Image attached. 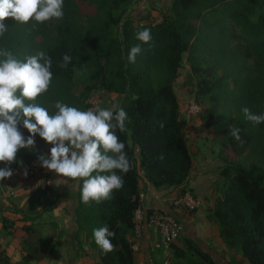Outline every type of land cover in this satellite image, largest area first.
Here are the masks:
<instances>
[{"label": "trees", "instance_id": "1", "mask_svg": "<svg viewBox=\"0 0 264 264\" xmlns=\"http://www.w3.org/2000/svg\"><path fill=\"white\" fill-rule=\"evenodd\" d=\"M131 6L132 0H64V16L53 29L49 22L33 27L34 21L26 25L13 18L3 21L8 30L0 37V49L7 48L22 61L38 51L52 59V84L35 103L50 114L57 101L87 110L91 94L102 90L117 94L128 114L126 132L117 134L132 167L123 174L124 185L111 200L83 204L81 181L79 231L86 232L99 264H135L131 237L141 204L139 169L155 188L186 193L194 163L174 85L187 55L196 78V96L209 98L215 132L226 136L220 195L209 219L218 225L228 248L239 250L249 264H264V123L248 121L241 111L247 107L255 114L264 112V0H173L169 14L159 23L149 16L132 17L128 14ZM82 18L87 27L77 24ZM145 28L150 29L152 40L141 44L145 52L135 63H128L129 50L141 43L136 34ZM237 42L245 51L234 45ZM66 53L72 62L64 69L58 65ZM205 53L211 59L207 68L203 67ZM79 65L90 70L89 83L82 89L75 80ZM218 68L222 74L217 76ZM230 126L240 128L242 143L229 135ZM18 128L25 137L30 135L22 121ZM35 142L49 145L39 135ZM230 155L243 162L229 159ZM32 157L26 150L18 153L23 166ZM5 166L0 162V168ZM11 167L21 168L18 163ZM105 224L115 232V249L107 253L93 238V229ZM22 231L27 250L24 262L42 261L56 252V246L47 243L37 228L25 225ZM186 244V250L177 251V259L187 258V264H217L198 245Z\"/></svg>", "mask_w": 264, "mask_h": 264}, {"label": "clouds", "instance_id": "2", "mask_svg": "<svg viewBox=\"0 0 264 264\" xmlns=\"http://www.w3.org/2000/svg\"><path fill=\"white\" fill-rule=\"evenodd\" d=\"M64 0H0V37L8 28L3 21L13 18L19 24H44L61 20L64 16ZM140 44L133 46L127 55L128 63H135L145 49L141 44L152 40L150 29L138 31ZM0 181L13 176L12 164L18 163L27 177L28 170L18 160V153L26 150L37 152L35 137L39 135L52 147L49 154H39L38 164L61 178L82 180L81 201L100 203L113 199L114 191L122 189L123 174L132 165L125 151L126 145L119 133L126 132L128 114L123 107H93L81 110L57 101L54 113L35 103L46 93L53 81L52 59L44 51H38L18 59L7 48L0 49ZM72 62L70 54H64L58 65L67 69ZM245 118L254 124L264 123V112L255 114L247 107L241 109ZM30 133L25 137L18 125ZM240 128L230 126L229 135L242 143ZM37 210H40L37 208ZM115 232L105 224L93 229L95 243L105 252H112Z\"/></svg>", "mask_w": 264, "mask_h": 264}, {"label": "crops", "instance_id": "3", "mask_svg": "<svg viewBox=\"0 0 264 264\" xmlns=\"http://www.w3.org/2000/svg\"><path fill=\"white\" fill-rule=\"evenodd\" d=\"M207 170L195 164L193 166L186 191L194 195L197 208L188 213L174 205L184 196L182 189H157L139 169L143 198L136 212L140 230L139 234L136 230L134 232L139 245V250L135 253V264H143L141 260L145 264H152L153 256L157 254L159 237L149 223L153 210L178 218L184 224L182 238L186 243L189 241L198 245L215 261L217 256L221 258L218 247L222 245L224 250L226 245L220 237L218 225L208 218L214 200L213 197L208 199V195H204L208 188L202 187ZM47 172L51 184L45 191L41 188L32 189L28 190L30 193L27 195L26 187H17V195L20 197L13 203L15 206L12 209L8 201H0V253L5 258L0 264H91L90 258L82 256V252L85 255L93 253L86 250V244L89 245L87 234L79 231L77 219L78 193L82 180L61 178L55 172ZM25 225L37 228L47 243L56 246V252L48 253L42 261L24 262L27 250L22 227Z\"/></svg>", "mask_w": 264, "mask_h": 264}, {"label": "rangeland", "instance_id": "4", "mask_svg": "<svg viewBox=\"0 0 264 264\" xmlns=\"http://www.w3.org/2000/svg\"><path fill=\"white\" fill-rule=\"evenodd\" d=\"M172 1L173 0H132V6L128 14L134 18L138 16H149L150 21L159 23L162 21L165 15L169 14V10L172 6ZM148 21L145 20L144 22L147 23ZM58 22L59 20L49 21L50 27L53 29L54 25L58 24ZM77 24L83 25L85 27L88 26V22L84 18L80 19ZM233 33L235 35L239 34L238 30H235ZM234 45L240 51H245V47L241 42L234 43ZM187 57L188 56L185 55L183 67L182 69H180L179 77L174 85V91L179 103L180 118L185 124V132L187 135L188 145L194 164L197 167H204L208 169L203 177L205 180L202 181V187L208 188L204 195H208V199L210 197H213L214 205L212 208H214L216 200L220 195V168L223 164L221 152L223 150V142L226 140V136L221 133L215 132L214 120H211L208 113L209 109L212 106L209 98H197L196 96V78L192 76ZM204 59L206 60V62H203V67L207 68L211 65L209 64L211 59L206 53ZM250 63L253 65V58L250 60ZM89 72V68L85 65H79L76 67L75 80L80 86V89L85 88L88 85ZM216 72L217 76L222 74V70L220 68L216 69ZM88 103L89 108L93 107L94 105L101 108H111L114 105L120 107L121 98L117 94L97 90L91 94ZM51 147V145L45 146L36 143L37 152L33 154L31 162L23 166L28 170L27 177L23 175V170L22 168H20L18 170H13L14 174L11 178L0 181V201H8L10 203V209L15 206V204L13 203L17 198L20 197L19 195H17V187H26L25 193L27 192V195H29L30 193L28 192V190L41 188L43 191H45L46 188L50 187V184H48V181H50V178L48 177L49 172H47V170H45L38 164L37 156L39 154L48 155L49 149ZM229 159L236 162H243L242 158L238 159L233 155H230ZM186 193L191 192L186 191ZM32 196L34 195H31V197ZM191 196L196 201L192 193ZM196 205L197 204H193L191 206L192 209L187 206L186 208H184V211L191 213L194 209L197 208ZM209 215L208 218L210 217ZM157 234L159 237V244L157 246L158 251L157 254L153 256L152 264H187V258H176V253L178 250H186L187 248V244L184 241V238L181 237L170 247V249H166L162 244V240L158 232ZM131 241L134 243V245L137 246V248H139L135 235H133V240ZM218 249H220L218 255L220 254L221 258L216 255L217 264H249L248 260L242 255L239 250L230 249L227 246H225L223 250L222 245L220 248L218 247ZM86 250L92 251L93 254L85 255L84 252H82V256H87V258H90L91 264H99L100 258L97 251L87 244ZM188 257L191 256L189 255ZM141 261L143 264H145L143 260Z\"/></svg>", "mask_w": 264, "mask_h": 264}, {"label": "built area", "instance_id": "5", "mask_svg": "<svg viewBox=\"0 0 264 264\" xmlns=\"http://www.w3.org/2000/svg\"><path fill=\"white\" fill-rule=\"evenodd\" d=\"M93 107L96 106L94 105ZM48 184H51V182L48 181ZM142 198L143 196L140 195V201ZM193 204L195 205L196 201L191 196V193H185L184 196L181 199H179L174 205L178 206V208L184 211V208H186L187 206H189L192 209L191 206ZM135 223H136L135 230L139 234L140 226L136 220V216H135ZM149 223L159 233L162 240V244L166 249H170V247L182 237L185 230L184 224L178 218L166 212H162L160 210H153L150 213ZM133 249L135 252L139 250V248H137V246L134 245V243H133Z\"/></svg>", "mask_w": 264, "mask_h": 264}]
</instances>
